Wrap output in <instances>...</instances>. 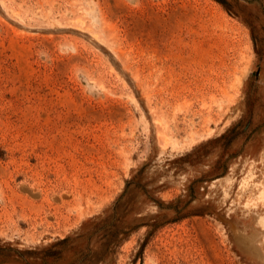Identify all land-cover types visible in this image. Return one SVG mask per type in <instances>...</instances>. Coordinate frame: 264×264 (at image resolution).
Here are the masks:
<instances>
[{"label":"rangeland","instance_id":"374dc122","mask_svg":"<svg viewBox=\"0 0 264 264\" xmlns=\"http://www.w3.org/2000/svg\"><path fill=\"white\" fill-rule=\"evenodd\" d=\"M264 0H0V264H264Z\"/></svg>","mask_w":264,"mask_h":264},{"label":"bare ground","instance_id":"6f19581e","mask_svg":"<svg viewBox=\"0 0 264 264\" xmlns=\"http://www.w3.org/2000/svg\"><path fill=\"white\" fill-rule=\"evenodd\" d=\"M262 192V195H264V190L263 191H261Z\"/></svg>","mask_w":264,"mask_h":264}]
</instances>
